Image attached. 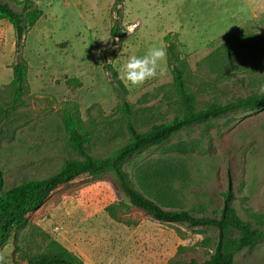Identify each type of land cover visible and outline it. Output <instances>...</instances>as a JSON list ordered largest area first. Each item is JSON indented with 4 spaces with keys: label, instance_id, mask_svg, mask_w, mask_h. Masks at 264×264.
<instances>
[{
    "label": "rangeland",
    "instance_id": "374dc122",
    "mask_svg": "<svg viewBox=\"0 0 264 264\" xmlns=\"http://www.w3.org/2000/svg\"><path fill=\"white\" fill-rule=\"evenodd\" d=\"M32 1L43 14L21 47L28 65V92L23 103L0 120L3 189L47 176L63 161L80 157L64 141L61 113L73 103L78 104L80 119L94 128L90 154L106 156L127 138L125 121L118 115L119 97L103 69L102 51L112 47L109 26L116 0ZM117 3L125 35L112 65L128 90L136 130L178 112L167 60L141 86L133 87L123 78L129 56L165 47L167 33H178L175 52L185 61L199 103L244 95L264 82V0ZM132 25L136 27L129 32ZM236 35L252 36L243 55L210 68L205 57ZM15 57L13 28L0 20V104L9 98ZM71 77L78 78L80 86L66 85L65 79ZM238 77L246 78L245 87ZM122 169L135 186H144L171 208L210 215L229 190V202L239 214L244 208L262 210L264 108L235 110L185 127L164 143L130 155ZM217 238L212 226H188L147 215L130 203L114 171L106 168L52 191L30 213L28 223L13 229L0 246V264H27V256L59 246L79 255L83 264H198L208 258ZM234 260L264 264V239Z\"/></svg>",
    "mask_w": 264,
    "mask_h": 264
},
{
    "label": "trees",
    "instance_id": "16d2710c",
    "mask_svg": "<svg viewBox=\"0 0 264 264\" xmlns=\"http://www.w3.org/2000/svg\"><path fill=\"white\" fill-rule=\"evenodd\" d=\"M117 1L113 6L116 15L112 16L109 26L112 47L102 51L103 69L110 80L112 90L119 97L118 115L125 121L127 138L110 150L106 156H94L88 152V144L94 128L80 119L77 114V103L64 109L61 113L64 141L68 148L80 157L63 161L47 176L26 179L6 189H3V173L0 169V246L8 241L13 229L28 223L30 213L40 206L52 191L81 175L108 168L116 174L130 203L152 218L165 222L184 223L188 226H212L217 230L218 238L212 252L208 258L198 264H234L236 254L253 248L264 239V209L244 208L239 214L229 202L231 195L229 190L223 193V202L219 209L214 210L210 215L204 211L196 214L191 208H171L157 196L155 199L144 186H135L126 171L122 169V163L140 150L164 143L171 135L185 127L201 124L235 110L263 109L264 82L261 81L256 89L244 95L223 100L215 97L199 103L197 92L189 85L185 61L175 52L178 33H167L164 36L166 60L171 72L170 86L178 112L168 120L154 122L143 130H136L130 120L133 107L126 99L128 90L112 65V60L119 53L125 35L120 11L115 9L118 5ZM42 14V9L32 0H0V20L8 21L13 28L16 53L15 60L10 64L12 78L8 84L9 98L0 104L2 121L8 118L9 110L12 111L16 105L23 103V96L28 92V65L21 53V47L27 32ZM251 41V35H236L221 43L204 60L210 68L228 64L232 59L235 60L239 55H243ZM245 80L244 77L236 79L243 87ZM65 84L78 87L81 82L78 78L71 77L65 79ZM249 84H254V81ZM182 150L185 149L182 147ZM25 260L27 264H83L79 255L61 246L48 252L27 256Z\"/></svg>",
    "mask_w": 264,
    "mask_h": 264
},
{
    "label": "clouds",
    "instance_id": "9594fccd",
    "mask_svg": "<svg viewBox=\"0 0 264 264\" xmlns=\"http://www.w3.org/2000/svg\"><path fill=\"white\" fill-rule=\"evenodd\" d=\"M136 25H132L128 31L134 30ZM167 51L165 47H150L143 56L131 55L123 65V78L131 86L143 85L146 81L154 78L158 69L165 62ZM264 90V86H262Z\"/></svg>",
    "mask_w": 264,
    "mask_h": 264
}]
</instances>
